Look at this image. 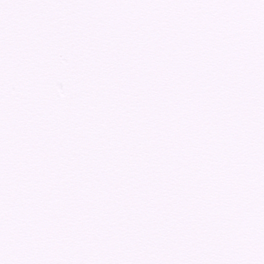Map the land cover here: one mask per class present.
Returning a JSON list of instances; mask_svg holds the SVG:
<instances>
[{"label":"snow or ice","instance_id":"snow-or-ice-1","mask_svg":"<svg viewBox=\"0 0 264 264\" xmlns=\"http://www.w3.org/2000/svg\"><path fill=\"white\" fill-rule=\"evenodd\" d=\"M0 264H264V0H0Z\"/></svg>","mask_w":264,"mask_h":264}]
</instances>
